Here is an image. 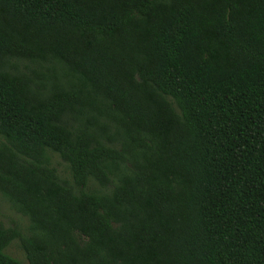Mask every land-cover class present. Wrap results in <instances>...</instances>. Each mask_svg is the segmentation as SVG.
Instances as JSON below:
<instances>
[{
	"label": "trees",
	"instance_id": "obj_1",
	"mask_svg": "<svg viewBox=\"0 0 264 264\" xmlns=\"http://www.w3.org/2000/svg\"><path fill=\"white\" fill-rule=\"evenodd\" d=\"M0 196V264H264V0H0Z\"/></svg>",
	"mask_w": 264,
	"mask_h": 264
},
{
	"label": "rangeland",
	"instance_id": "obj_2",
	"mask_svg": "<svg viewBox=\"0 0 264 264\" xmlns=\"http://www.w3.org/2000/svg\"><path fill=\"white\" fill-rule=\"evenodd\" d=\"M52 164L57 171L58 176L61 179L70 180L69 171L67 166L59 159L58 156H54ZM0 221L4 227H17L23 233H27L28 221L26 218L12 211L0 196ZM6 253L13 258L26 263L22 251L19 249L16 242H13L7 249Z\"/></svg>",
	"mask_w": 264,
	"mask_h": 264
}]
</instances>
